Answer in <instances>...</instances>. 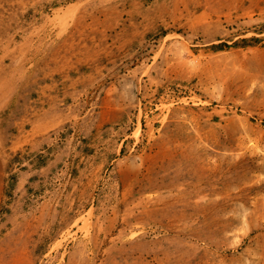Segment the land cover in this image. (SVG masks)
<instances>
[{
    "label": "rangeland",
    "instance_id": "rangeland-1",
    "mask_svg": "<svg viewBox=\"0 0 264 264\" xmlns=\"http://www.w3.org/2000/svg\"><path fill=\"white\" fill-rule=\"evenodd\" d=\"M0 264H264V0H0Z\"/></svg>",
    "mask_w": 264,
    "mask_h": 264
}]
</instances>
